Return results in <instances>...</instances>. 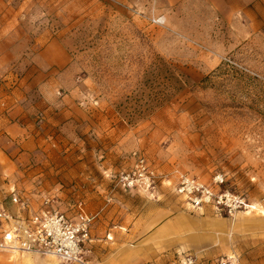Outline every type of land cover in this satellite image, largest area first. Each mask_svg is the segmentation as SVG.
Here are the masks:
<instances>
[{
  "label": "rangeland",
  "instance_id": "obj_1",
  "mask_svg": "<svg viewBox=\"0 0 264 264\" xmlns=\"http://www.w3.org/2000/svg\"><path fill=\"white\" fill-rule=\"evenodd\" d=\"M183 174L221 202L191 209ZM13 190L97 213L95 264H264V0H0V203Z\"/></svg>",
  "mask_w": 264,
  "mask_h": 264
},
{
  "label": "built area",
  "instance_id": "obj_2",
  "mask_svg": "<svg viewBox=\"0 0 264 264\" xmlns=\"http://www.w3.org/2000/svg\"><path fill=\"white\" fill-rule=\"evenodd\" d=\"M152 21L161 24L164 19L157 17ZM137 166L140 171L147 168L143 158L139 159ZM123 180L127 187L135 184L130 174ZM215 182L222 183L223 179L217 177ZM174 189L193 210L219 204L223 199L211 184L189 174L181 175ZM10 195L13 207L0 203V254L30 253L54 257L60 264H95L91 253L95 242L92 229L97 213H89L81 201L73 204L71 209H63L50 195H44L38 204L15 190ZM225 197L231 201L228 194ZM176 264L201 263L194 254L185 252L179 254ZM217 264L241 263L235 256L223 255L217 259Z\"/></svg>",
  "mask_w": 264,
  "mask_h": 264
},
{
  "label": "crops",
  "instance_id": "obj_3",
  "mask_svg": "<svg viewBox=\"0 0 264 264\" xmlns=\"http://www.w3.org/2000/svg\"><path fill=\"white\" fill-rule=\"evenodd\" d=\"M121 1H128L130 3H135V4L137 2V4L141 3V4H144V5L149 6V7L154 6L157 8H160V7L171 8L173 5H175L176 3H179L183 0H121ZM180 219H182V218L180 216H178V218L176 220L172 221L170 224L166 225L165 227H167V226L173 227V225H176L177 221ZM163 230L165 231V229H163ZM195 240H198V239H195ZM15 255H19L22 257V259H23L22 263L23 264H37V263L52 264V262L49 261L48 257H43L40 255H27V254H15ZM212 264H214V263H212Z\"/></svg>",
  "mask_w": 264,
  "mask_h": 264
},
{
  "label": "bare ground",
  "instance_id": "obj_4",
  "mask_svg": "<svg viewBox=\"0 0 264 264\" xmlns=\"http://www.w3.org/2000/svg\"><path fill=\"white\" fill-rule=\"evenodd\" d=\"M261 213L263 214V212L261 211ZM15 254H27V255H34V254H30V253H19V252H16ZM50 258H54V257H51L49 256ZM55 259V258H54ZM56 260V259H55ZM58 261V260H57ZM59 263V262H58Z\"/></svg>",
  "mask_w": 264,
  "mask_h": 264
}]
</instances>
